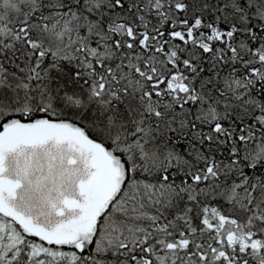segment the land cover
<instances>
[{
  "label": "snow or ice",
  "instance_id": "obj_1",
  "mask_svg": "<svg viewBox=\"0 0 264 264\" xmlns=\"http://www.w3.org/2000/svg\"><path fill=\"white\" fill-rule=\"evenodd\" d=\"M0 264H264V0H0Z\"/></svg>",
  "mask_w": 264,
  "mask_h": 264
}]
</instances>
